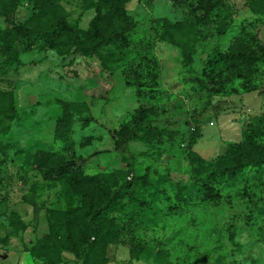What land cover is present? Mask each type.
I'll list each match as a JSON object with an SVG mask.
<instances>
[{
    "label": "rangeland",
    "instance_id": "obj_1",
    "mask_svg": "<svg viewBox=\"0 0 264 264\" xmlns=\"http://www.w3.org/2000/svg\"><path fill=\"white\" fill-rule=\"evenodd\" d=\"M209 3L211 19L192 26ZM124 15L128 47L81 51ZM145 52L159 65L156 92L135 80ZM10 96L15 112L0 117V264H264V181L218 183L219 204L199 200L196 181L264 115V0H0V110ZM63 102L73 115L67 144L54 142ZM143 120L161 133L143 123L117 150L112 132ZM195 136L202 163L188 156ZM125 181L134 185L110 211L117 222L102 215L87 237L89 212ZM179 187L189 204L171 207L165 197Z\"/></svg>",
    "mask_w": 264,
    "mask_h": 264
},
{
    "label": "trees",
    "instance_id": "obj_2",
    "mask_svg": "<svg viewBox=\"0 0 264 264\" xmlns=\"http://www.w3.org/2000/svg\"><path fill=\"white\" fill-rule=\"evenodd\" d=\"M216 3H209L205 7L201 9L202 16L195 17L193 25H199L207 22L210 18V14H212ZM122 27L118 30L114 31L108 37H101L96 43H94L91 47L87 49H83L81 51L89 50L92 54H96L97 50L107 44H117L122 47H128V40L131 39L134 34V25L131 21V18L128 15H124L122 21ZM27 27V24L24 26ZM216 35L220 36L222 32L218 26H215ZM140 69L139 73L135 76V80L139 82V87L141 88H151L154 89L153 92H156V89L159 90L160 86L158 81L159 74V65L155 59H153L150 55L145 54L141 62L138 64ZM145 76V78L143 77ZM196 80L201 85L205 84L204 78H197ZM140 92V91H139ZM10 106L7 109L0 110V117L2 116H10L15 112L13 108V100L10 96L9 99ZM64 102L61 104V113L56 118L54 122V142H64L68 143L70 140V133L72 131L73 126V115L68 106H66ZM89 119L81 120L82 125H85L89 122ZM143 123H145L144 129L145 132L148 133L149 136H153L156 133H161V130L156 126L150 125L148 121L143 120L140 123L136 124L133 128H120L117 131L112 132V138L114 140V147L117 150L122 152L127 151L128 143L134 140L137 137V133L134 130L135 128L141 129L143 127ZM142 125V126H141ZM247 126V125H246ZM248 126L247 129L243 131V140L241 143H229L227 146V150L224 155L216 158L215 162L209 165V171L204 176H198L196 181L201 183L202 193L198 196L199 200L202 202H212L214 204H219L221 199V188H217L218 183L224 182H232V185L240 182L242 179H245L249 174L251 181L259 184L264 181V115L258 117L255 121V124L251 129ZM197 136L193 137V139L189 143V154L188 156L191 158L195 156L198 158L201 163L204 161L196 152H194L190 147L196 142ZM189 158V159H190ZM68 158H62L63 164H70L68 162ZM131 166V165H129ZM132 170V168H130ZM250 172V173H249ZM141 183H145L147 180L146 175L137 176ZM124 185H120L119 187L112 189L109 194H104L101 196V202L96 206L90 213V224L87 230V237L89 234H96L98 230L96 226H94V222L100 218L102 215H109L111 224L117 222L114 217L110 216V211L114 209L115 205L122 198V191L124 187H132L134 182L125 181ZM264 183V182H263ZM237 185V184H236ZM165 191H163L164 193ZM168 199V204L171 207L179 206L182 208L183 206H187L189 204V198L185 197L183 193V187H179L172 192L171 196H166ZM29 202L32 204L33 209L37 210L36 202L31 199ZM75 211V210H73ZM68 214V213H67ZM114 225V224H113ZM113 227V226H112ZM119 230L123 227L118 225L114 227V230ZM66 240L69 243L70 252L76 257H81V251H79L78 241L70 234L66 236ZM85 240L83 241L84 248ZM82 258V257H81Z\"/></svg>",
    "mask_w": 264,
    "mask_h": 264
}]
</instances>
